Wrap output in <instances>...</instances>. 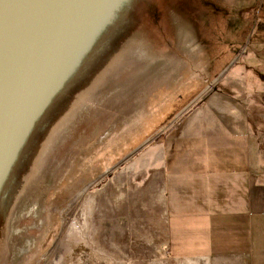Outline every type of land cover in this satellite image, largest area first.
Returning <instances> with one entry per match:
<instances>
[{
	"label": "rangeland",
	"instance_id": "374dc122",
	"mask_svg": "<svg viewBox=\"0 0 264 264\" xmlns=\"http://www.w3.org/2000/svg\"><path fill=\"white\" fill-rule=\"evenodd\" d=\"M147 2L96 0L46 87L41 0H0V264H182L162 251L154 147L262 96L264 52L243 48L264 36V0Z\"/></svg>",
	"mask_w": 264,
	"mask_h": 264
},
{
	"label": "crops",
	"instance_id": "0c3cea01",
	"mask_svg": "<svg viewBox=\"0 0 264 264\" xmlns=\"http://www.w3.org/2000/svg\"><path fill=\"white\" fill-rule=\"evenodd\" d=\"M245 40V53L264 52V36ZM258 60L255 71L264 73V57ZM262 78L249 87L263 94L247 95L246 113L193 119L183 134L154 147L163 181L162 251L182 264H264Z\"/></svg>",
	"mask_w": 264,
	"mask_h": 264
},
{
	"label": "water",
	"instance_id": "95a60500",
	"mask_svg": "<svg viewBox=\"0 0 264 264\" xmlns=\"http://www.w3.org/2000/svg\"><path fill=\"white\" fill-rule=\"evenodd\" d=\"M95 2L96 0H41L36 17L38 30L37 32L34 31L36 33L33 34V36L35 35L32 47L34 56L32 70H34V74H36V68L39 66L38 63L44 62L45 58L48 57L45 54H52L54 45L60 43L63 45L65 41H69V37L75 32L77 26L82 25L79 22L80 16L83 12H85L83 17L91 14L90 11H93ZM86 8H89L90 11H87Z\"/></svg>",
	"mask_w": 264,
	"mask_h": 264
},
{
	"label": "bare ground",
	"instance_id": "6f19581e",
	"mask_svg": "<svg viewBox=\"0 0 264 264\" xmlns=\"http://www.w3.org/2000/svg\"><path fill=\"white\" fill-rule=\"evenodd\" d=\"M94 5H95V3H94ZM94 7V6H93ZM86 10L87 11H90L89 10V8H86ZM94 11V12H93ZM93 11H90V13L91 14H87L86 16H84L83 17V14L85 13V12H83V14H82V16H80V24L82 23V27H84V25L86 24V22L87 21H89L88 19H89V17H91V19H92V17H93V15L95 14V16H98V14H97V8L95 7L94 9H93ZM94 13V14H93ZM97 14V15H96ZM81 17H83V18H81ZM85 22V23H84ZM79 26L80 25H78L77 26V28L75 29V30H77V29H80L81 28V26H80V28H79ZM60 46H62V43L59 45V47ZM63 47H64V52L61 54V52H60V56H59V58L57 59L56 57L58 56L57 54H58V52L61 50H58V51H55V52H52V54H48V55H50V57L48 58V60L47 61H45V63H43L41 66L44 68L47 64H48V69L49 68H51V70H50V75L47 77V78H45V81H47V80H49L48 82H47V84H46V87H51V86H53V85H55V83L57 82V80H58V77H59V80L63 77H65V75H66V73H62L63 71H62V65L64 64V62H65V60H66V58L68 59V58H70V53H72V51H73V47H72V45H71V40H69L68 42H64L63 43ZM65 56V57H64ZM64 57V58H63ZM63 58V59H62ZM80 58V56H78L77 55V58L75 57V59L73 58V60H71L70 61V63H69V66L70 67H72L74 64H75V62L78 60ZM56 59H57V61H56ZM53 61H55V63H52V64H49V63H47V62H53ZM71 64V65H70ZM55 65V66H54ZM59 65H61V68H59L58 69V67H59ZM54 66V67H53ZM43 68H40L39 69V66H37V68H36V72H41L42 71V69ZM48 69L47 68H45L44 70L45 71H48ZM69 71V70H68ZM43 75V74H42ZM42 75H41V80H43V77H42ZM62 78V79H63ZM37 80V77H35V80H34V82Z\"/></svg>",
	"mask_w": 264,
	"mask_h": 264
},
{
	"label": "flooded vegetation",
	"instance_id": "af4514ba",
	"mask_svg": "<svg viewBox=\"0 0 264 264\" xmlns=\"http://www.w3.org/2000/svg\"><path fill=\"white\" fill-rule=\"evenodd\" d=\"M143 1H144L145 3H147L148 5H151L149 2H147L148 0H143ZM145 3H144V4H145Z\"/></svg>",
	"mask_w": 264,
	"mask_h": 264
},
{
	"label": "trees",
	"instance_id": "16d2710c",
	"mask_svg": "<svg viewBox=\"0 0 264 264\" xmlns=\"http://www.w3.org/2000/svg\"><path fill=\"white\" fill-rule=\"evenodd\" d=\"M261 36V35H260Z\"/></svg>",
	"mask_w": 264,
	"mask_h": 264
}]
</instances>
